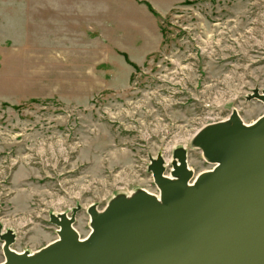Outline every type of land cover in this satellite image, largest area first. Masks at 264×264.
Returning a JSON list of instances; mask_svg holds the SVG:
<instances>
[{
    "label": "rangeland",
    "instance_id": "rangeland-1",
    "mask_svg": "<svg viewBox=\"0 0 264 264\" xmlns=\"http://www.w3.org/2000/svg\"><path fill=\"white\" fill-rule=\"evenodd\" d=\"M17 1L0 9V226L14 230L16 251L57 237L51 211L79 205L73 226L85 237L89 205L157 193L147 164L175 146L194 174L210 169L189 147L193 134L232 109L246 123L264 113L245 99L264 88V0H183L159 18L161 43L145 58L152 23L129 11L116 32L131 31L122 40L136 67L114 49H60L65 36L41 24L47 11Z\"/></svg>",
    "mask_w": 264,
    "mask_h": 264
},
{
    "label": "water",
    "instance_id": "water-1",
    "mask_svg": "<svg viewBox=\"0 0 264 264\" xmlns=\"http://www.w3.org/2000/svg\"><path fill=\"white\" fill-rule=\"evenodd\" d=\"M245 99L264 103V88ZM189 147L211 168L194 174L184 145L168 161L150 157L157 193L139 187L89 205L85 237L73 226L79 205L49 213L57 237L34 251L12 249L14 230L0 226V264H264V113L246 123L232 109Z\"/></svg>",
    "mask_w": 264,
    "mask_h": 264
},
{
    "label": "crops",
    "instance_id": "crops-1",
    "mask_svg": "<svg viewBox=\"0 0 264 264\" xmlns=\"http://www.w3.org/2000/svg\"><path fill=\"white\" fill-rule=\"evenodd\" d=\"M24 2L35 1L36 9H45L46 16L41 19V24L46 25L49 33H56L57 37L65 36L60 49H77L78 46L87 50L90 48H103L117 50L129 58L125 52L127 46L122 38V33L116 32L117 28H122L126 24L127 13H142L152 23L149 29L141 32L144 37L142 47L146 50L143 58L154 52L161 43V31L159 18L167 14L172 7L183 0H169V6H155L153 0H23ZM7 4L0 5V9L14 5L17 0H7ZM38 3V4H37ZM122 3H125L122 6ZM156 12L155 15L149 6ZM15 7V6H14ZM32 6L29 7V9ZM132 27H138L137 21H131ZM143 28V26L141 27ZM136 30V29H135ZM131 32L128 29L124 34ZM133 32V31H132ZM119 34V38H117ZM102 38H101V37ZM56 37V38H57ZM115 39V40H113ZM119 39V40H118ZM138 39V38H137ZM130 59V58H129ZM133 63H136L130 60Z\"/></svg>",
    "mask_w": 264,
    "mask_h": 264
},
{
    "label": "trees",
    "instance_id": "trees-1",
    "mask_svg": "<svg viewBox=\"0 0 264 264\" xmlns=\"http://www.w3.org/2000/svg\"><path fill=\"white\" fill-rule=\"evenodd\" d=\"M149 8H150V10L155 14V15H157L156 14V12L149 6ZM124 57H125V59H126V61H128L131 65H133L134 67H136L132 62H130L129 60H128V58H127V56L124 54Z\"/></svg>",
    "mask_w": 264,
    "mask_h": 264
}]
</instances>
